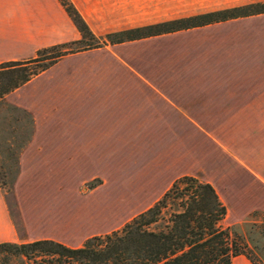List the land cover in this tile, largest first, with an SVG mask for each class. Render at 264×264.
<instances>
[{"label":"crops","instance_id":"obj_1","mask_svg":"<svg viewBox=\"0 0 264 264\" xmlns=\"http://www.w3.org/2000/svg\"><path fill=\"white\" fill-rule=\"evenodd\" d=\"M256 1L71 0L98 37ZM79 39L58 0H0V64ZM5 99L34 119L24 164L37 146L50 150L42 163L65 152L66 166H102L82 185L121 191L111 197L133 206L127 214L184 176L214 187L226 228L264 212V14L68 55ZM37 240L53 238L25 240L0 184V244Z\"/></svg>","mask_w":264,"mask_h":264},{"label":"trees","instance_id":"obj_2","mask_svg":"<svg viewBox=\"0 0 264 264\" xmlns=\"http://www.w3.org/2000/svg\"><path fill=\"white\" fill-rule=\"evenodd\" d=\"M60 2L81 39L40 49L30 59L0 64V102L5 103L7 95L52 68L65 56L108 44L264 14V3L249 4L109 33L99 41L70 0ZM10 107L32 121L26 110ZM257 213L260 212L254 214ZM226 215L227 208L211 184L184 176L177 179L151 208L119 230L89 238L79 248L54 240L1 243L0 264H232L240 255L257 264L244 251L243 239L232 227H224Z\"/></svg>","mask_w":264,"mask_h":264},{"label":"rangeland","instance_id":"obj_3","mask_svg":"<svg viewBox=\"0 0 264 264\" xmlns=\"http://www.w3.org/2000/svg\"><path fill=\"white\" fill-rule=\"evenodd\" d=\"M256 3L264 1L251 4ZM206 10L204 13L222 9H185L186 13L199 11L201 14ZM104 36L96 37L100 41L104 40ZM9 105L16 106L6 99L5 103L0 102V182L14 221L22 229L25 240L49 236L66 246L81 247L87 239L119 230L136 217L139 211L127 214L133 206L128 207L124 201L111 197V194H122L121 191L109 193L102 187L94 194L91 190L99 181L82 185V181L93 172L103 171L102 166L81 167V158L66 166L65 152H58L59 160L45 159L49 163H42V157L49 155L50 150H38L37 146L31 148L24 164L22 155L34 137V119L30 114L31 124L28 116ZM54 144L64 145L63 142ZM70 154L74 152H67V155ZM16 185L19 187L15 190ZM123 194L128 193L125 191ZM232 228L243 239L244 251L257 264H264V212L252 214L249 222Z\"/></svg>","mask_w":264,"mask_h":264}]
</instances>
